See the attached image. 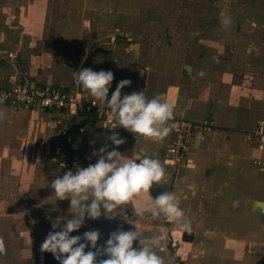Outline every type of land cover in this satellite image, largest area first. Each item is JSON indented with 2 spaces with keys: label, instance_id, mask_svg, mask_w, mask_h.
<instances>
[{
  "label": "crops",
  "instance_id": "0c3cea01",
  "mask_svg": "<svg viewBox=\"0 0 264 264\" xmlns=\"http://www.w3.org/2000/svg\"><path fill=\"white\" fill-rule=\"evenodd\" d=\"M259 3L240 22L241 29L231 26L238 24L235 17H222L224 28L213 47L201 44L199 37L198 58L183 63L182 73L171 67L172 42H166L164 51L150 46L148 55L141 35L129 36L118 21L109 35L111 43L92 44L90 26L98 17L87 15L94 5L102 6L100 0H0L1 83L26 80L90 96L74 72L110 70L114 80L109 98L118 82L127 79L132 83L123 95L143 91L151 99L162 94L174 105L175 116L214 123L210 131L194 134L184 158L175 160L166 156L170 133L154 142L137 139L120 126L110 131L96 116L72 117V147L78 155L72 171L94 164L93 152L101 147L115 148L108 137L118 133L125 143L116 150L126 158L147 154L161 161L166 176L150 195L174 192L191 221V231H183L163 216L137 217L135 209L149 200L142 194L122 206L124 210L107 213L109 217L86 219L73 236L98 230L99 247L117 229H136L141 244L145 238L158 241L153 250L163 264H264V149L245 138L246 132L264 126V0ZM97 24L106 20L100 18ZM97 34V41L106 36ZM184 65H190L189 73ZM0 113L5 116L0 120V238L6 246L0 264H34L43 258L41 245L52 227L38 221L40 213H31L30 203L41 214L50 210L61 216V223L72 214L70 201L57 200L50 187L58 177L49 160L55 113L3 102Z\"/></svg>",
  "mask_w": 264,
  "mask_h": 264
},
{
  "label": "clouds",
  "instance_id": "9594fccd",
  "mask_svg": "<svg viewBox=\"0 0 264 264\" xmlns=\"http://www.w3.org/2000/svg\"><path fill=\"white\" fill-rule=\"evenodd\" d=\"M73 75L83 91L111 111L118 122L113 123L111 129L120 126L137 139L143 137L154 142L163 141L169 135L174 105L162 94L151 99L143 91L122 96V90L132 83L124 79L118 82L109 99L114 80L110 70L97 72L92 68H81ZM4 118L0 113V120ZM104 128L109 129L107 123ZM108 139L116 147L109 151L105 145L94 151L93 156L97 157L94 164L87 167L77 165L75 171L69 170L51 182L57 200L70 201L72 214L64 223L59 217L49 218L52 231L42 243L41 251L51 253L58 264H163V259L153 250L158 241L145 238L141 244L136 229H117L99 247L101 234L98 230L86 231L82 236L72 235L81 229L86 219L96 220L102 215L109 217L107 213L124 210L122 206L142 194H147L149 200L135 209L137 217L143 218L145 214L153 218L163 216L170 223H178L181 230L191 231V221L185 217L174 192L164 191L155 198L150 195L154 185L159 186L166 176L161 161L147 154L126 158L116 150L125 143L118 133ZM135 241L139 242V247H134ZM5 254V242L0 238V256Z\"/></svg>",
  "mask_w": 264,
  "mask_h": 264
},
{
  "label": "rangeland",
  "instance_id": "374dc122",
  "mask_svg": "<svg viewBox=\"0 0 264 264\" xmlns=\"http://www.w3.org/2000/svg\"><path fill=\"white\" fill-rule=\"evenodd\" d=\"M100 1H102V6L94 5L93 9L88 8L90 12H88L87 16L89 18L94 19L96 16L98 17L97 21L100 18L106 20V24H97L96 21V24L90 26L92 30L90 33L92 44L98 47H105L107 45L105 42L111 43L109 35L113 34L112 29L119 22V25L122 27L121 31L127 34L130 32L129 36H133L134 33L141 35L142 48H145L147 54L150 46L156 45L157 51H164L166 42H172L175 54L172 58L174 65L171 64V67L173 69H176V67L180 68V72L183 73L184 70L181 68V65L183 63L194 62L198 58L197 45L199 37L201 44H204L206 47H213L215 41L219 42L220 35L218 34L224 28V25L221 23L222 17H235L238 24L231 26L241 29L240 22L250 18L253 14L252 7H259V2L262 0H255L254 3L253 0ZM101 32L105 33L106 36L98 41L95 40L98 37L97 33ZM100 41L104 43L99 45ZM126 42L128 44V41ZM134 43L132 42V47ZM182 43H184V46ZM188 45L191 50H187ZM99 50H102V48H99ZM30 204L31 213H35V216H37L36 213H40L39 220L38 217L37 220L41 221V224L51 225L49 218L54 220L59 217L62 219L59 215H53L54 212L52 213L50 210H47L45 215L41 214V209H35L33 208V203ZM60 207H63V205L61 204ZM42 256L43 258L41 260L37 258L38 260L34 264H58V261L51 253L44 252ZM31 264L33 263L31 262Z\"/></svg>",
  "mask_w": 264,
  "mask_h": 264
},
{
  "label": "built area",
  "instance_id": "2783aa9c",
  "mask_svg": "<svg viewBox=\"0 0 264 264\" xmlns=\"http://www.w3.org/2000/svg\"><path fill=\"white\" fill-rule=\"evenodd\" d=\"M0 101L14 107H38L55 113L51 122L54 131V149L49 160L56 167L58 176L72 170L73 164L78 159L72 147L75 132V127L71 125L72 117L96 116L104 124L107 123L110 131L119 127L111 129L112 124L118 122L111 111L93 97L48 84H33L26 80L0 82ZM170 124L171 139L166 156L179 160L184 158L190 138L198 132L210 131L214 123L208 119L193 121L174 115ZM245 138L247 141L256 140L258 146L264 149V126L258 125L246 132Z\"/></svg>",
  "mask_w": 264,
  "mask_h": 264
},
{
  "label": "water",
  "instance_id": "95a60500",
  "mask_svg": "<svg viewBox=\"0 0 264 264\" xmlns=\"http://www.w3.org/2000/svg\"><path fill=\"white\" fill-rule=\"evenodd\" d=\"M190 68H191L190 65H184V69L187 71V73L190 72Z\"/></svg>",
  "mask_w": 264,
  "mask_h": 264
}]
</instances>
